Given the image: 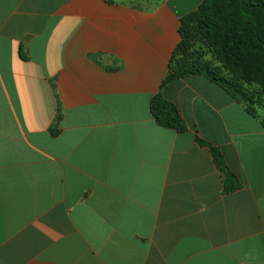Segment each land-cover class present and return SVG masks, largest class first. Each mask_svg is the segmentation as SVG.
<instances>
[{"label": "crops", "instance_id": "crops-1", "mask_svg": "<svg viewBox=\"0 0 264 264\" xmlns=\"http://www.w3.org/2000/svg\"><path fill=\"white\" fill-rule=\"evenodd\" d=\"M204 1L0 0V264H264V119L172 79Z\"/></svg>", "mask_w": 264, "mask_h": 264}, {"label": "trees", "instance_id": "trees-1", "mask_svg": "<svg viewBox=\"0 0 264 264\" xmlns=\"http://www.w3.org/2000/svg\"><path fill=\"white\" fill-rule=\"evenodd\" d=\"M198 11L206 12L208 20L203 26V33L217 38L215 47L227 63L238 69L235 57L238 53L242 57H254L264 68V0H205ZM193 75L209 78L239 101L240 96L247 98V94L236 83L208 69L182 71L172 79ZM151 112L160 126L179 132L184 130V122L177 107L162 97L152 101ZM212 151L219 164L224 167L221 153L216 149ZM227 174L229 177L233 176L229 171Z\"/></svg>", "mask_w": 264, "mask_h": 264}, {"label": "rangeland", "instance_id": "rangeland-1", "mask_svg": "<svg viewBox=\"0 0 264 264\" xmlns=\"http://www.w3.org/2000/svg\"><path fill=\"white\" fill-rule=\"evenodd\" d=\"M207 20L206 12L198 11L183 21L181 41L173 56L174 71L179 73L208 69L220 77L231 80L247 94V98L239 97L242 103L255 115L264 119V68L262 63L254 57L239 56L237 52L235 57L239 68L236 69L227 63L215 47L217 38L203 33V26Z\"/></svg>", "mask_w": 264, "mask_h": 264}]
</instances>
